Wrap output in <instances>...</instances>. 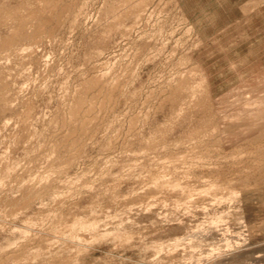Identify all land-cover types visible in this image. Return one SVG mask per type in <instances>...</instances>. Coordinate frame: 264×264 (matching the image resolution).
Masks as SVG:
<instances>
[{
    "label": "rangeland",
    "instance_id": "374dc122",
    "mask_svg": "<svg viewBox=\"0 0 264 264\" xmlns=\"http://www.w3.org/2000/svg\"><path fill=\"white\" fill-rule=\"evenodd\" d=\"M53 1L0 15V264H264V0Z\"/></svg>",
    "mask_w": 264,
    "mask_h": 264
},
{
    "label": "bare ground",
    "instance_id": "6f19581e",
    "mask_svg": "<svg viewBox=\"0 0 264 264\" xmlns=\"http://www.w3.org/2000/svg\"><path fill=\"white\" fill-rule=\"evenodd\" d=\"M28 2V3H27ZM27 2H26V6L25 7H22L21 5V8H19V6H18V8L16 9H11L10 7V9H8V8H6L5 9V11H3L2 13H1V11H0V15H2L1 17H3V19L0 17V20L2 19L3 21H4V23L7 21V23H14V25H13V27H14V32H13V34L11 35V37L10 38H8V39H6V40H4L3 42H2V47L4 48L5 46L7 47H9V48H11L12 47V45H11V47H10V44H13V45H15L13 42H18V39H22V38H24L23 37V34H24V32H25V30L27 29V26L30 24V25H32L31 23H29L28 21L29 20H27L28 18L29 19H31V20H36V21H40L41 19V21H40V24L38 25L37 24V28H35L36 26H34L33 27V29L35 28L36 29V32H35V29H34V32H35V35L36 34H39V35H41L40 34V32H44V28L42 27V23L41 22H44L45 21V23L47 22L46 20H48V19H46V16L47 15H45L46 14V11L47 10H49V11H53V12H55L54 10L56 9V8H54V10L52 9L53 8V6H54V2H56V1H53V0H43V1H41V6H42V4L44 3V6H45V8L42 6V7H40V6H35V5H37V4H35V3H33L34 2V0H27ZM36 3L38 2L37 0L35 1ZM43 2V3H42ZM24 4V3H23ZM56 5H57V3H55ZM40 5V4H39ZM40 7V8H39ZM57 7V6H56ZM1 10V9H0ZM2 10H4V8L2 9ZM48 11V12H49ZM45 13V14H44ZM3 14H4V16H3ZM44 15V16H41L42 18L40 19L39 17H40V15ZM48 14V13H47ZM49 15H51V13L49 12ZM49 17V16H48ZM54 17V16H53ZM37 18H38V20H37ZM50 18H51V16H50ZM52 19V18H51ZM51 19H50V21H51ZM44 20V21H43ZM59 20V19H58ZM2 21V22H3ZM27 22L29 23V24H27ZM31 22V21H30ZM49 22V21H48ZM47 22V23H48ZM37 23V22H36ZM11 25V24H10ZM29 25V26H30ZM42 28H43V30H42ZM42 30V31H41ZM29 31H31V30H29ZM34 32L32 33L33 35H31L30 33H28V30H27V33L28 34H30L31 36H33V37H31V38H34ZM27 34V35H28ZM43 34V33H42ZM26 35V34H25ZM38 35V36H39ZM22 36V37H21ZM28 37H29V35H28ZM27 37V38H28ZM21 43V42H20ZM5 47V48H6ZM4 48V49H5ZM9 48H7V49H9ZM231 66V65H230ZM0 82H1V78H0ZM94 82V81H93ZM89 83H91V82H89ZM96 85V84H95ZM186 85V84H185ZM184 83H182V84H180V86L178 87L179 89H182L183 90V88H184ZM86 86V85H85ZM90 86V85H89ZM88 86V87H89ZM187 86V85H186ZM85 89H87V87L85 88ZM84 89V90H85ZM89 89V88H88ZM90 89H93V88H90ZM207 89V88H206ZM178 90V89H177ZM86 92H88V91H86ZM174 92V91H173ZM176 92V91H175ZM177 92H179V90L177 91ZM85 93V92H84ZM195 94V93H194ZM85 95V94H84ZM83 95V96H84ZM172 95H173V93H172ZM2 96V95H1ZM200 96V95H199ZM4 97V96H3ZM209 97V96H208ZM85 98H86V96L85 97H81L79 100H78V103L76 104V106H75V108L73 107V112L71 113L72 114V116H73V118L78 114V111H79V109H81V107H82V105H83V102L85 101ZM171 98V97H170ZM199 98V97H198ZM7 99V98H6ZM6 99H5V102H6ZM176 99V98H175ZM174 99V100H175ZM231 99V98H230ZM204 100V99H203ZM168 101H170V100H168ZM172 101V100H171ZM194 101H197V100H194ZM194 101L192 100V102H191V104L192 103H194ZM2 102V101H1ZM204 103V102H203ZM190 104V105H191ZM206 104V103H205ZM233 104V103H232ZM236 104H239V102L238 103H236ZM200 105H201V103H200ZM193 106L194 107H198L197 106V103H196V106H195V104H193ZM207 107H209L208 106V103H207V105H206ZM241 106V105H240ZM193 107V108H194ZM229 107V106H228ZM202 108V107H201ZM225 109V108H224ZM228 109V108H227ZM238 110V109H237ZM198 111V110H197ZM211 115V114H210ZM211 117H212V115H211ZM210 118V117H209ZM75 119H77V116H76V118ZM76 122V121H75ZM207 122V121H206ZM211 123V122H210ZM212 124V123H211ZM210 124V125H211ZM215 124V123H214ZM214 124L212 125V126H214ZM74 125V124H73ZM208 126V125H207ZM216 126H217V124H216ZM207 128V127H206ZM199 129H201V128H199ZM214 129V128H213ZM206 130V129H205ZM209 130V129H208ZM199 131V130H198ZM192 133V132H191ZM196 133H198V132H196ZM201 133V132H200ZM203 133V132H202ZM201 133V134H202ZM218 133V132H217ZM227 133V132H226ZM157 136V135H156ZM194 136V135H193ZM196 137H197V135H195ZM192 137V136H191ZM152 138V137H151ZM157 138V137H156ZM188 138V137H187ZM158 139V138H157ZM192 139V138H191ZM201 139V138H200ZM158 141V140H157ZM151 142V141H150ZM152 143V142H151ZM159 143V142H158ZM187 143V142H186ZM189 143V142H188ZM151 145H153V144H151ZM149 146H150V144H149ZM177 146V145H176ZM205 146V145H204ZM197 147V146H196ZM198 147H199V145H198ZM197 150H199L198 148H197ZM196 150V151H197ZM204 150V149H203ZM209 150V149H208ZM198 152V151H197ZM201 152H204V151H201ZM206 154L208 153V152H205ZM204 153V154H205ZM156 179V178H155ZM64 222V221H63ZM64 224V223H63Z\"/></svg>",
    "mask_w": 264,
    "mask_h": 264
}]
</instances>
